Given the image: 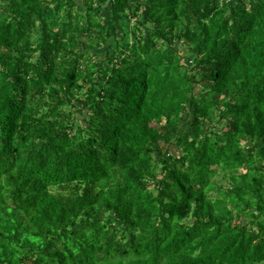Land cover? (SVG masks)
I'll list each match as a JSON object with an SVG mask.
<instances>
[{
    "label": "trees",
    "instance_id": "obj_1",
    "mask_svg": "<svg viewBox=\"0 0 264 264\" xmlns=\"http://www.w3.org/2000/svg\"><path fill=\"white\" fill-rule=\"evenodd\" d=\"M0 264H264V0H0Z\"/></svg>",
    "mask_w": 264,
    "mask_h": 264
},
{
    "label": "rangeland",
    "instance_id": "obj_2",
    "mask_svg": "<svg viewBox=\"0 0 264 264\" xmlns=\"http://www.w3.org/2000/svg\"><path fill=\"white\" fill-rule=\"evenodd\" d=\"M104 14H106V13H104ZM108 43H109V41H108ZM108 43H106L102 48H100V49H99V52H102V51H104V50H108V48H109V47H108ZM178 47H179V50L182 51L181 53L184 54V55L186 56V52H187V51H186V50H187L186 47L183 46V45H180V44L178 45ZM102 53H103V52H102ZM103 58H105V56H104V54H101V55L97 58V60H101V59H103ZM174 150H175V152H174ZM171 151H172L175 155H179V153H180V152H179L177 149H175V147H173V146H172ZM221 174H222V173H221V171H220V169H219V173L215 176V180H216V181L219 180V178L221 177ZM208 195L213 197V196L216 195V192H215V191H211V192L208 193ZM247 221H248V220H245V219H243V218H240V219H239V222H242L243 224H248Z\"/></svg>",
    "mask_w": 264,
    "mask_h": 264
}]
</instances>
